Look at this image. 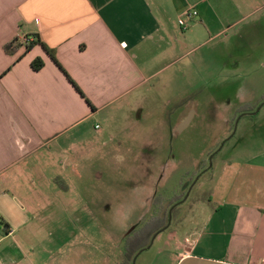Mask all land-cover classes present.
I'll list each match as a JSON object with an SVG mask.
<instances>
[{"label": "crops", "instance_id": "obj_1", "mask_svg": "<svg viewBox=\"0 0 264 264\" xmlns=\"http://www.w3.org/2000/svg\"><path fill=\"white\" fill-rule=\"evenodd\" d=\"M190 10L198 15L184 30L179 20ZM23 36L39 43L26 51L16 43ZM263 36L264 0H0V221L11 230L4 239H18L54 195L62 207L70 192L64 164L84 162L87 146L148 149L149 134L159 135L158 124L145 126L148 104L157 119L165 114V99L180 94L187 76L180 62L197 48L215 51L204 55L207 66L219 49L225 58L247 37ZM184 66L195 76L194 59ZM139 157L135 172L148 184L159 160L146 150ZM213 178L210 199L172 222L163 247L138 264H264V149L223 162ZM14 254L0 250V264H18Z\"/></svg>", "mask_w": 264, "mask_h": 264}, {"label": "rangeland", "instance_id": "obj_2", "mask_svg": "<svg viewBox=\"0 0 264 264\" xmlns=\"http://www.w3.org/2000/svg\"><path fill=\"white\" fill-rule=\"evenodd\" d=\"M214 52L205 46L188 57L196 61L193 77L184 66L189 59L180 62L187 76L180 84V94L165 99L163 116L157 119L148 113L150 101L145 126L150 130L158 124L159 135L149 134L155 138L148 149L87 146L84 162L64 164L70 192L63 194L62 207L54 195L52 204L37 212L35 222L21 227L18 239L5 240L0 233V250L14 252L18 264H119L126 241L135 236L129 247L144 245V232L137 235V231L152 216L164 217L171 203L188 193L195 182L187 200L178 206L174 225L193 206L209 200L216 185L213 172H219L223 162L251 157L264 149V106L255 118L241 116L264 104V36L255 41L247 37L236 49L230 47L231 56L225 58L219 49L215 60L204 65V55ZM225 61H229L227 67ZM235 61H241L242 67L237 68ZM145 150L159 160L151 166L153 177L148 184L144 172L142 178L135 172L144 165L139 156ZM186 230L187 226H180L177 232L183 235ZM167 232L172 227L160 233L149 249L139 252L135 264L141 254H157Z\"/></svg>", "mask_w": 264, "mask_h": 264}, {"label": "trees", "instance_id": "obj_3", "mask_svg": "<svg viewBox=\"0 0 264 264\" xmlns=\"http://www.w3.org/2000/svg\"><path fill=\"white\" fill-rule=\"evenodd\" d=\"M39 41L38 40H34V42H32L29 46L26 47V51H30L34 45L38 44ZM18 47V46H17ZM7 51H9L8 48H6ZM54 59L56 60L55 56H54ZM33 68L36 70V71H39L41 70L43 67H44V61L42 58H37L33 61V64H32ZM70 78V77H69ZM71 82L74 84V86L80 91L79 87L77 86V84L70 78ZM81 92V91H80ZM82 93V92H81ZM264 102V99L263 101ZM261 102V103H262ZM259 107V105L257 106H253V108L251 110H246V111H243L241 113V116L244 117H250V118H255L257 114L259 113H256L254 115H247V113L249 112H255L256 109ZM244 112H247V113H244ZM220 151V150H219ZM216 156V154H214L213 158ZM211 169V168H210ZM200 179V177H199ZM198 179V180H199ZM196 184V183H195ZM194 184V185H195ZM190 187V186H189ZM189 189V188H188ZM186 193L185 192L181 197L177 198L176 200H174L172 203H171V206L170 208L166 211L164 217H161V215H158V216H152L151 219L146 223V225L148 226H143L141 229H139L137 231V235H139L142 231L144 232V234H141L142 237L145 236L144 239H147V242L144 243V245H140L136 248L134 247H129V244L130 242L135 238L134 237H131V239L128 241H126V250H125V254H124V258H123V262L122 263H119V264H133V261H134V258L135 256L141 252V251H144L146 249H148V247L150 246L151 244V240L152 238L157 234V233H162L163 230L167 227L168 223H169V218H170V215H172V220L176 217L177 213H179L177 211L178 209V206L180 204H178L179 202L183 201V199L185 198L186 196ZM186 201V200H185ZM0 224L2 225L3 227V233L4 234H8V232H10V226L7 222H5L4 219H1L0 221ZM172 224V223H171ZM170 227V226H169ZM135 233V231L133 232V234Z\"/></svg>", "mask_w": 264, "mask_h": 264}, {"label": "built area", "instance_id": "obj_4", "mask_svg": "<svg viewBox=\"0 0 264 264\" xmlns=\"http://www.w3.org/2000/svg\"><path fill=\"white\" fill-rule=\"evenodd\" d=\"M198 15L197 11H188L182 18H180L179 23L182 26V28L184 30H186L188 28V22L192 21V19ZM35 39H33L31 36H23L20 37L19 39H17L16 43L21 44L23 47H27L29 46L32 42H34ZM126 43H123L122 46L126 47ZM97 128H99V126H97ZM0 233L3 235H6L3 233V227L0 224ZM10 232H8L9 234Z\"/></svg>", "mask_w": 264, "mask_h": 264}, {"label": "water", "instance_id": "obj_5", "mask_svg": "<svg viewBox=\"0 0 264 264\" xmlns=\"http://www.w3.org/2000/svg\"><path fill=\"white\" fill-rule=\"evenodd\" d=\"M263 105H264V104H262V105L260 106V108H259L256 112L247 113V114H248V115H254V114H256V113H259V112H260V109L263 107ZM212 159H213V157H211V159H210V166H209V168L212 167ZM198 179H199V177L197 178V180H198ZM197 180H196V181H197ZM195 183H196V182H195ZM195 183H194V184H195ZM194 184L190 187L189 192L186 194V196H185V198L183 199V201L179 202L178 204H181V203H183L185 200H187V198H188V196H189V194H190V191L192 190V187L194 186ZM171 223H172V215H170L169 223H168L167 227H166L163 231H165L166 229H168L169 226L171 225ZM158 235H159V233H157V234L152 238V240H151V244H150V246L148 247V249L153 245L154 240L156 239V237H157ZM140 253H141V252H140ZM140 253H139V254H140ZM139 254H137V255L135 256L134 261H133V264H135L136 259H137V256H138Z\"/></svg>", "mask_w": 264, "mask_h": 264}, {"label": "flooded vegetation", "instance_id": "obj_6", "mask_svg": "<svg viewBox=\"0 0 264 264\" xmlns=\"http://www.w3.org/2000/svg\"><path fill=\"white\" fill-rule=\"evenodd\" d=\"M264 106V105H263ZM250 113H252V112H250ZM187 194V193H186Z\"/></svg>", "mask_w": 264, "mask_h": 264}]
</instances>
